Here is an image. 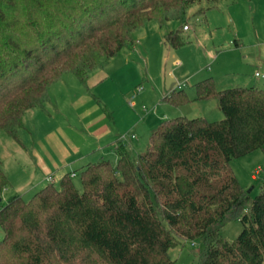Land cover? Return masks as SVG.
I'll use <instances>...</instances> for the list:
<instances>
[{
    "label": "trees",
    "instance_id": "trees-1",
    "mask_svg": "<svg viewBox=\"0 0 264 264\" xmlns=\"http://www.w3.org/2000/svg\"><path fill=\"white\" fill-rule=\"evenodd\" d=\"M201 1L0 0V132L20 144L26 111L42 107L64 73L86 87L134 30L184 20ZM165 39L186 42L181 27ZM163 98L192 100L179 87ZM194 99H216L222 117L164 119L143 152L133 156L121 139L115 164L103 158L78 169L80 187L65 172L1 203L0 264H173L168 250L184 240L202 244L197 264H262L264 189L251 196L230 161L264 144V87L216 89L206 77ZM8 185L0 164V193ZM230 218L242 224L233 239L220 233Z\"/></svg>",
    "mask_w": 264,
    "mask_h": 264
},
{
    "label": "rangeland",
    "instance_id": "rangeland-1",
    "mask_svg": "<svg viewBox=\"0 0 264 264\" xmlns=\"http://www.w3.org/2000/svg\"><path fill=\"white\" fill-rule=\"evenodd\" d=\"M200 7H207L204 13L199 11ZM186 11L184 20H170L162 26L148 21L145 26L134 30L132 44L122 47L88 76L103 78L91 92L100 97L102 108L112 115V123L115 121L116 124L119 119V125L113 124V129L119 130L116 136H123V142L134 144V155L143 152L148 144L150 133L144 127L151 132L164 119L180 114L176 110L178 106L163 98L176 88L177 83L185 84L183 88L187 94L195 92V84L207 76L212 77L216 89L251 85L264 87V78L253 74L255 69L261 71L264 67V0H217L209 4L203 0L190 4ZM184 24H188L189 30L182 29ZM177 27H181V36L186 42L173 47L165 39V34ZM62 81L65 96L78 87L83 89L72 73H64ZM139 86L141 90L137 91ZM211 102H197L193 109L201 105L208 110L204 113L207 120L220 119L222 112L216 106L217 100ZM59 103H52L53 111L56 112L58 107L70 119L65 103ZM194 112L187 114L191 116L196 114ZM132 134L134 137H131ZM15 142L0 132L2 170L6 171L13 184L0 193V205L15 190L24 198L28 196L27 187L16 189L14 184L17 175L15 161L19 156L14 152L17 147ZM106 152L104 158L114 163V148ZM98 153L91 154L88 160H96ZM230 167L243 189L249 190L251 196L256 195L264 189V144L232 159ZM71 177L74 184L80 187L79 176ZM241 228L237 218H230L222 225L220 233L227 239H233ZM201 248L198 240H184L170 247L168 255L173 264H197Z\"/></svg>",
    "mask_w": 264,
    "mask_h": 264
},
{
    "label": "crops",
    "instance_id": "crops-1",
    "mask_svg": "<svg viewBox=\"0 0 264 264\" xmlns=\"http://www.w3.org/2000/svg\"><path fill=\"white\" fill-rule=\"evenodd\" d=\"M233 42L237 43L235 40ZM75 79L83 89L78 87L74 92H67L69 94L65 96L66 92H64V83L61 76L58 81L48 88L47 97L42 107L26 111L23 117V126L18 129L20 144L15 142L17 147L14 152L19 156L16 157L15 161L17 175L14 184L16 189L27 187L28 196L50 181L55 183L65 172L75 173L87 162L103 159L104 155L107 154V149L114 148L116 162L115 146L121 140L120 136L116 135L120 132L117 129L114 131L113 124H115V121L112 123V115L105 108H102L100 97L91 92V89L103 78L99 76L87 77L86 87L76 77ZM184 85V83H177L176 88L179 87L184 90ZM187 95L192 100L176 108L180 113L178 115L188 118L200 116L207 119L204 114L208 112L207 108L204 109L201 105H197L196 109L198 108V110L196 111V109H193L194 105L197 102L199 104H202L201 102L208 103L214 99H194L195 92ZM59 101L63 105L65 103L67 114L71 116L70 119L66 117L65 112L59 111L58 107L56 112L53 111L52 103L58 105L60 104ZM210 104L213 105V102ZM216 104L218 106V102ZM218 110H220L219 107ZM192 112L196 114L191 116L187 114ZM117 124L119 125V119L115 126ZM144 128L147 133H150L147 127ZM124 143L130 153L135 156L133 153L134 144ZM94 152H99L96 155V160H88L91 159V154ZM0 164L3 168L1 160ZM5 175L8 178V174L5 173ZM8 180V186L13 185L9 178ZM15 191L13 195H20L17 190Z\"/></svg>",
    "mask_w": 264,
    "mask_h": 264
},
{
    "label": "built area",
    "instance_id": "built-area-1",
    "mask_svg": "<svg viewBox=\"0 0 264 264\" xmlns=\"http://www.w3.org/2000/svg\"><path fill=\"white\" fill-rule=\"evenodd\" d=\"M182 28H183V30H186V29H188V25L187 24H184L183 26H182ZM254 75L256 76V77H262V78H264V69H262L261 71H259V70H256L255 72H254ZM137 91H140L141 90V87L139 86V87H137V89H136ZM131 97L133 96L132 94L130 95ZM143 108H144V106H143ZM132 137H133V135H132ZM120 139H123V136H120ZM71 176H74V173H71ZM49 178V177H48ZM51 180V179H50Z\"/></svg>",
    "mask_w": 264,
    "mask_h": 264
},
{
    "label": "water",
    "instance_id": "water-1",
    "mask_svg": "<svg viewBox=\"0 0 264 264\" xmlns=\"http://www.w3.org/2000/svg\"><path fill=\"white\" fill-rule=\"evenodd\" d=\"M247 192H249V190H247Z\"/></svg>",
    "mask_w": 264,
    "mask_h": 264
}]
</instances>
